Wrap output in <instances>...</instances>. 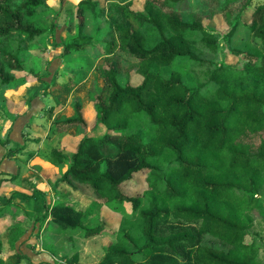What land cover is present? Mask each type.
I'll return each mask as SVG.
<instances>
[{
	"label": "trees",
	"instance_id": "16d2710c",
	"mask_svg": "<svg viewBox=\"0 0 264 264\" xmlns=\"http://www.w3.org/2000/svg\"><path fill=\"white\" fill-rule=\"evenodd\" d=\"M49 11L48 0H0V89L23 83L15 73L24 70L26 41L47 32L35 19ZM87 13L96 25L92 34ZM216 16L231 26L226 46L248 32L242 47L231 49L238 66L217 60L216 29L204 24ZM75 17L77 35L64 49L101 46L105 57L96 71L104 86L94 84L89 99L96 126L108 131L92 136L79 98L73 116L52 124L53 133H84L71 161L55 152V164H68L55 190L67 186L72 199L78 193L115 212L126 203L133 210L119 228L107 217L87 227L92 212L80 202L46 203L41 221L51 217L63 232L86 238L116 236L99 264H264L256 230L264 218V0H199L195 9L189 0H146L143 11L128 0H83ZM132 73L142 78L138 86ZM73 77L67 93L84 78ZM139 173H146L148 188L126 194L123 185ZM0 206V218L14 213ZM22 235L19 226L6 234L11 244Z\"/></svg>",
	"mask_w": 264,
	"mask_h": 264
},
{
	"label": "rangeland",
	"instance_id": "374dc122",
	"mask_svg": "<svg viewBox=\"0 0 264 264\" xmlns=\"http://www.w3.org/2000/svg\"><path fill=\"white\" fill-rule=\"evenodd\" d=\"M81 1L83 0H65L61 5V0H48L51 11L35 19L37 27L48 30L31 42L26 41L24 70L15 73L16 78L23 83L17 87L0 89V203L9 205L14 211L13 214L0 218V235L3 241L0 258L5 264H68V260H75L78 264H99L109 246L117 242L116 236L109 233L86 238L82 231L78 234L63 232L51 217L41 221L46 212V203L52 207L80 202L92 212L85 222L87 227L96 226L103 217H107L111 225L119 228L122 217L128 218L133 210L132 204L126 203L123 209L115 212L103 204H94L93 198L78 193H72V199L66 196L70 191L67 186H59L55 190L57 181L68 167V164L53 162L55 152L71 161L84 133L77 128L53 133L52 124L63 117L73 116V102L79 98L92 136L103 137L108 131L104 125L96 126L97 113L89 99L94 84L100 88L104 86L96 71L105 57L101 46L86 53L66 52L64 49L67 42L77 35L75 12ZM145 2L146 0H128L134 11H143ZM189 3L195 9L199 0H189ZM86 18V33L92 34L96 25L90 13H87ZM204 24L210 29H216L220 42L218 62L238 66L239 60L231 49L242 47L243 40L248 35L247 30L238 32L228 47L225 37L231 31V26L223 17L216 16L209 23L205 20ZM238 36L242 40H236ZM79 63H86L91 70ZM73 75L84 78L72 92L67 93L64 91L65 86L75 84ZM141 81L139 75L132 73L130 82L133 86H138ZM118 135L114 134L115 137ZM3 141H8L7 145H3ZM115 141L117 140L114 139ZM19 146H23L19 153L11 158L7 157L8 151ZM147 188L146 173L135 175L132 181L123 185V191L134 197L142 195ZM261 213L264 214V207ZM15 226H19L23 235L20 240H14L11 244V239L6 234ZM256 230L264 239L263 217L258 220ZM13 249L16 253L12 252ZM261 255L264 259V251Z\"/></svg>",
	"mask_w": 264,
	"mask_h": 264
}]
</instances>
